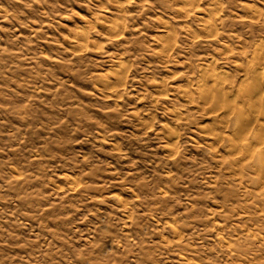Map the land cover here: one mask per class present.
<instances>
[{"label":"rangeland","instance_id":"374dc122","mask_svg":"<svg viewBox=\"0 0 264 264\" xmlns=\"http://www.w3.org/2000/svg\"><path fill=\"white\" fill-rule=\"evenodd\" d=\"M187 1L0 0V264H264V188L181 91L211 58L240 80L264 0Z\"/></svg>","mask_w":264,"mask_h":264},{"label":"bare ground","instance_id":"6f19581e","mask_svg":"<svg viewBox=\"0 0 264 264\" xmlns=\"http://www.w3.org/2000/svg\"><path fill=\"white\" fill-rule=\"evenodd\" d=\"M190 2H191V0H190ZM192 2H194V0H192ZM198 6H200V5H196V9L197 8L202 9V7H198ZM184 8L187 9V7H184ZM175 10H176V8H175ZM186 11L188 12V9ZM190 11H191V9H190ZM199 12H201V11L199 10ZM212 13H214V12H212ZM191 15L192 14H190V16ZM198 20H201V19H198ZM214 20H213V22H215ZM208 21H210V19ZM111 23H113V22H111ZM204 24H206V23H204ZM115 25H117V24H115ZM214 25L216 26V24H214ZM210 27H213L212 30H210L211 28L207 29V30L211 31L210 36H212V38H213V36H216V34H217L216 29H215L216 27L214 28V26H211V25H210ZM109 28H110V26H109ZM204 28H205V26H204ZM118 29L119 28L114 26V32L115 33H117L116 31ZM168 30H170V29H168ZM77 31H78V29H77ZM208 32H206V33H208ZM217 32H218V30H217ZM77 34H78V38H79V41H77L78 47H84L86 45V41H89L88 40L89 38H88L87 27L82 26ZM168 34H170V33H168ZM194 34H195V32H194ZM197 35H196V37H197ZM168 36L164 39L165 43L162 44L161 50L159 52L165 56H169L168 52L172 48L173 42L175 41V40L172 41L173 39L169 40ZM200 36H201V34H200ZM203 36H205V35H203ZM210 36L208 35V37H210ZM170 39H171V37H170ZM214 40H216V39H214ZM214 40L211 39L210 41H214ZM170 41H172V42H170ZM262 44H264V43H262ZM256 48H258L259 50L261 49L260 46H256ZM222 50H224V49H222ZM255 51H257V50H255ZM216 52H217V50H216ZM261 52L262 53H260L259 51L256 52L257 56L255 58V61H256V59H259V57H263L262 54L264 53V51H261ZM224 53H225V50H224ZM254 54H255V52H254ZM224 55L226 57L227 53ZM119 60H120L119 61L120 67L118 69L113 68L112 69L113 72L111 70V72L113 73V74H111V76H108V77L105 76L106 77L105 78L104 76H102L103 74L100 73L101 76L104 77L105 79H102L100 77L102 80H100L101 82H99V83H101L104 86H111V88H108L109 90L107 88L104 89L106 91H103V92H105L106 95H114L115 96L116 93L118 94L120 92L118 85H122L125 83L126 72H128L127 69H128L129 63L127 64L123 58H120ZM222 60L224 61V59H222ZM225 60H227V58ZM245 60H247V59H245ZM253 60H252V62L247 64L246 67L244 66L245 67L244 69L242 67V69H243L242 71L244 73H242L243 74L242 76L240 75L241 78L239 81H237L236 80L238 78L237 75H236L237 78L235 77L236 78L235 79L234 77L229 76L226 73L225 69H223L224 71L219 70L218 64H217V59L211 58V60L210 59L208 60V63L206 62L204 65L201 66V68L199 67L201 70L199 69L200 70L199 79L197 78L198 79V86H196L194 84L196 86L195 89L192 87H188V88L186 87V89H183L181 91L182 92L185 91L186 93L191 92L189 96L192 99H194V95H195V93H197V97L196 96L195 97L198 98L199 104L196 103L197 99L195 100V103H196V105H199L200 109L204 110V112L207 113V117L210 119V122L207 123L205 125V127L203 125L202 128L204 127L205 130H207L210 133L209 135H210L212 145L216 144V146H218L219 145L218 143L224 142V144L227 147V148L225 147L226 149H225V153H224V154H226V156H224V158L227 157V160H225V161H227V163H225V165L229 164L230 167L232 166L231 168H233V166H234L233 169H235V167L240 168V169H242L241 172H243V170H247V171L251 172L252 174H254L253 177H256V178H254L255 183L254 182H252V183L256 184L257 187H259V188L260 187L264 188V62L262 61V59H260L263 63H261L259 61L261 64L258 66H254L255 61L253 62ZM248 61H246V62L248 63ZM250 61H251V59H250ZM236 63H237V61H236ZM240 64H238V66ZM243 64H241V66H243ZM244 65H246V64H244ZM219 66H220V64H219ZM235 66H237V65H235ZM241 66H239V67H241ZM108 72H110V71H108ZM238 72H239V70H238ZM238 72H237V74H239ZM240 74H241V72H240ZM106 75H108V73ZM98 81H99V79H98ZM153 85L155 87H157L158 89L159 88L162 89L161 91H159L162 94L166 92L167 88L165 85H163L162 82L155 81L153 83ZM104 86L102 88H104ZM119 87H121V86H119ZM190 100H188V101H190ZM189 104H190V102H189ZM170 112H172L177 118L181 117L180 114H178L176 111L172 110ZM166 126H168V125H166ZM167 128L168 129H167L166 133H168L167 134L168 141H167V144H165V148H167V150L170 153H173L174 151L177 150L176 149L177 148L176 147V144H177L176 140L178 139L177 138L178 135L176 136L174 128H172L170 126ZM164 133H165V130H164ZM221 145H223V144H220L219 146H221ZM214 150H216V149H214ZM218 153H219V151H218ZM236 170L237 169H235V171ZM232 172H234V171H232ZM235 173L238 174L237 171ZM240 176H241V174H240ZM240 176L238 178H240ZM243 180H244V177H243ZM260 194H261V192H260Z\"/></svg>","mask_w":264,"mask_h":264}]
</instances>
